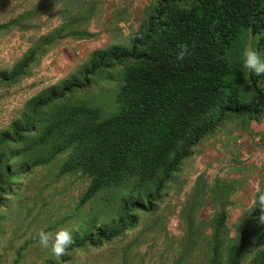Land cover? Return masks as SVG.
Returning <instances> with one entry per match:
<instances>
[{
    "label": "trees",
    "instance_id": "16d2710c",
    "mask_svg": "<svg viewBox=\"0 0 264 264\" xmlns=\"http://www.w3.org/2000/svg\"><path fill=\"white\" fill-rule=\"evenodd\" d=\"M68 1L63 0L65 7ZM82 3L89 4L85 13L63 21L11 68L0 70V87L26 76L57 38L92 37L85 26L98 0ZM128 9L125 1L112 7L114 21L129 19ZM249 34L256 36L251 47L264 56V0H151L132 36L92 50L81 79L71 75L41 90L0 131V206L22 174L66 154L60 172H80L90 179L81 206L104 190L121 194L110 220L101 221L96 214L84 219V230L73 236L61 262L70 264L65 258L70 250L148 233L159 221L162 189L194 147L227 119L262 117L264 76L242 69ZM116 64H124L120 81L112 93L102 94V103L81 95L93 76ZM197 192L181 205L182 235L172 241L173 256L166 257L171 250L163 253L161 264L200 259L204 264H242L251 252V264H264V224L258 221L264 187L228 243L224 205L212 218L200 211L203 200L221 203L224 197Z\"/></svg>",
    "mask_w": 264,
    "mask_h": 264
},
{
    "label": "rangeland",
    "instance_id": "374dc122",
    "mask_svg": "<svg viewBox=\"0 0 264 264\" xmlns=\"http://www.w3.org/2000/svg\"><path fill=\"white\" fill-rule=\"evenodd\" d=\"M82 1L69 0L65 7L63 0H0V70L11 68L36 40L50 34L63 21L85 13L89 4ZM121 1L128 2L130 18L117 23L111 8ZM145 3L150 4L151 0H98L97 10L85 26L92 37L57 38V42L40 52L26 76L9 87H0V131L18 118L28 99L41 90L71 75L81 79L80 71L92 50L121 43L132 36L146 12ZM65 9L72 14H63ZM255 38L249 34L244 49L251 47ZM123 67L124 64H116L109 72L93 76L91 85L81 95L88 94L92 100L96 97L102 103V94L112 93L118 85ZM65 159L66 154L59 155L22 174L14 182L13 192L1 198L0 264H66L67 260L61 262L52 255L50 247L40 244L39 232L54 235L61 228H77L74 236L84 230V219L89 220L93 214L101 217V221L114 215L121 191L104 190L81 206L79 202L90 179L80 172L62 174L60 168ZM263 187L264 113L258 121L227 119L194 147L192 155L181 161L179 170L165 184L157 201L159 221L155 228L148 233L139 232L145 219L142 216L136 228L139 233L94 248L70 250L71 254L65 258L70 259V264H161L163 253L171 250L166 257L174 254L176 243L172 241L183 230L180 207L194 190L209 197L212 193L224 197L221 203L203 200L200 211L212 218L224 205L228 243L236 237L238 224L253 209ZM198 253L202 254V250ZM253 256V252L247 254L242 264H251ZM194 264L204 262L200 259Z\"/></svg>",
    "mask_w": 264,
    "mask_h": 264
},
{
    "label": "clouds",
    "instance_id": "9594fccd",
    "mask_svg": "<svg viewBox=\"0 0 264 264\" xmlns=\"http://www.w3.org/2000/svg\"><path fill=\"white\" fill-rule=\"evenodd\" d=\"M242 69L250 72L254 76H264V56L252 47H247L243 51ZM259 202L264 209V193L259 195ZM258 221L264 224V211L258 216ZM77 228H61L55 234L41 230L39 232V242L45 248H51V253L56 258L66 254L69 246L74 244L73 232ZM51 242V243H50Z\"/></svg>",
    "mask_w": 264,
    "mask_h": 264
},
{
    "label": "crops",
    "instance_id": "0c3cea01",
    "mask_svg": "<svg viewBox=\"0 0 264 264\" xmlns=\"http://www.w3.org/2000/svg\"><path fill=\"white\" fill-rule=\"evenodd\" d=\"M138 3H139V2H138ZM138 3H137V4H138ZM137 4H136V5H137ZM139 4L141 5V3H139ZM145 4H146V3H145ZM145 4L143 5V9H144ZM148 5H149V3L146 4V6H148ZM146 6H145V7H146Z\"/></svg>",
    "mask_w": 264,
    "mask_h": 264
}]
</instances>
